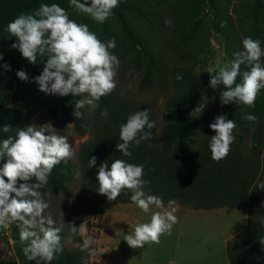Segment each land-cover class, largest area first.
Masks as SVG:
<instances>
[{"label":"trees","instance_id":"1","mask_svg":"<svg viewBox=\"0 0 264 264\" xmlns=\"http://www.w3.org/2000/svg\"><path fill=\"white\" fill-rule=\"evenodd\" d=\"M41 3H57L66 8L69 0H0V38L8 37L6 43L2 42L3 46H0V55H2L0 94L5 90H12L14 86V97L26 99L25 107L28 113L31 112L32 107L41 108L54 121H58L61 115H70L74 129L79 132L88 113V106L80 110L83 112L81 119L74 117L73 110L76 101L83 97L71 93L65 96H52V94L40 91L38 84L33 80L36 77L33 73L34 64L29 63L17 49L11 47L16 42V38L9 36L6 31V26L10 21L27 10L34 11ZM127 8L126 5L124 9ZM150 12L152 10L149 6L148 13ZM179 14L184 13L179 12ZM119 21L121 22L119 28L121 36L129 40L128 44L126 39L118 37L125 46L124 51L127 55H134L143 60L142 85L150 84L153 74L159 70V65L145 39L139 35H133L122 17ZM187 25V21L184 22L182 18L178 31L186 28ZM106 26L107 22L99 23L92 29V32L100 31L106 35ZM244 31L245 37L256 40L257 33L245 29ZM0 40L2 41L3 38ZM230 47L228 46V49L234 53L242 51V39L233 35L230 39ZM42 61L43 59L38 57L37 63L44 64ZM5 63L10 65V70L3 68ZM202 66L198 74H194L191 69L182 68L178 70V73L174 72V83L178 87L175 94L165 103L161 125L153 116L152 111L132 100L112 92L101 98L99 108L93 110V123L90 127L89 138L82 143L78 151L81 180L77 195L63 209L71 227L77 228L74 235L80 247H66L61 242L62 251L57 254V258L51 264H91L92 244L85 247L82 241L78 225L79 216H101L106 209L118 203H133L130 200L131 192L127 189L112 201L97 191L99 187L96 179L98 167L105 161L110 165L116 159L144 165L143 179L150 181L145 191L161 197L166 206L169 201H174V205L189 206L195 209L227 207L246 210L248 213L247 227L228 242L226 247L228 261L229 264H264V245L260 243L264 240V190L257 188L260 154L264 143V89L259 92L253 108L238 103L225 105L226 118L234 120L237 125L233 131L235 140L226 158L215 162L211 158L208 147L210 136L198 141L196 134L200 122L194 109L200 106L202 97L209 89H212L205 79ZM18 70L26 72L27 81H22L16 76ZM247 70H250L248 66L241 65V72ZM177 74H182L183 79L178 81ZM240 79L241 77L238 76L237 83ZM0 107H2L1 102ZM103 109L107 110V119L100 116V111ZM144 109L148 110L149 119L155 121L156 124L151 129L152 138L141 141L138 146L131 147L132 156L125 157L115 147L116 144L122 142L119 138L120 126L126 123L130 114ZM8 111L9 108L6 106L0 109V129L6 124L11 126ZM246 114H253L258 117V120L248 122L241 119ZM11 127L12 130L9 133H3L0 130V140L6 139L9 135L15 137L17 131L13 126ZM242 133L250 135L247 154H244L240 148L239 138ZM92 156L96 157V164L88 168V161ZM4 162L0 160V166ZM71 168L69 161L57 164L49 176L46 188L56 195L71 197L72 194L68 190ZM20 182L18 181V184ZM9 231L21 245L20 264H36V261L27 260L22 252L24 245L20 242L17 224L11 225ZM91 238L95 239L96 236Z\"/></svg>","mask_w":264,"mask_h":264},{"label":"clouds","instance_id":"2","mask_svg":"<svg viewBox=\"0 0 264 264\" xmlns=\"http://www.w3.org/2000/svg\"><path fill=\"white\" fill-rule=\"evenodd\" d=\"M69 4L78 13L102 24L118 7L119 0H90V3L89 0H69ZM224 26L222 23L221 27ZM6 31L16 38L11 47L29 63L36 64L38 57L44 60L42 72L33 78L40 91L83 97L74 105L76 119L83 117L80 110L85 106L93 110L99 108L101 98L115 90V77L120 66L118 57L111 51L116 47L115 39L101 41L87 24L70 19L67 11L57 3H41L34 11L18 15L7 24ZM242 46L243 50L234 54V60L219 66L211 75L209 86L222 89V105L238 103L253 108L259 92L264 89V63L261 62L264 48L260 40L251 37H245ZM241 65L250 70L241 72ZM3 68L10 70V65L5 63ZM16 76L22 81L28 80L23 70H18ZM238 76L241 77L239 83ZM176 79L182 80V74H177ZM203 108L201 105L194 111L200 114ZM100 116L107 119V110H101ZM241 119L256 122L258 117L246 114ZM155 126L147 109L130 114L126 123L120 126L122 142L115 145L116 149L125 157H131L130 148L150 140L151 129ZM236 127V122L224 114L216 116L209 124L215 133L210 136L208 145L213 161L226 158L235 140L233 131ZM0 130L9 133L12 127L6 124ZM53 130L47 123L39 127L29 125L18 129L15 137L9 135L0 140V160L5 161L0 166V228L16 223L20 242L24 245L22 252L27 260L36 261V264H51L62 251L61 228L55 226L50 215L45 216L49 205L39 189L48 183L53 168L66 162L74 153L68 138L54 134ZM95 164L96 157L92 156L88 168ZM143 176L144 165L121 159L113 160L110 165L107 161L101 163L96 173L97 191L106 195L109 201L127 189L131 192L130 200L144 213H149L153 207L158 209L151 211L149 222L137 224L133 232L124 237L131 248L158 244L162 235H171L178 222L175 202L169 201L166 206L161 197L147 193L145 187L150 181ZM18 181L21 182L18 184ZM257 188L264 190V183ZM72 231L75 233L77 228L73 226ZM91 242L92 238L88 237L85 247ZM260 243L264 245V240Z\"/></svg>","mask_w":264,"mask_h":264},{"label":"rangeland","instance_id":"3","mask_svg":"<svg viewBox=\"0 0 264 264\" xmlns=\"http://www.w3.org/2000/svg\"><path fill=\"white\" fill-rule=\"evenodd\" d=\"M126 5L128 8L124 9ZM149 6L152 10L150 13H148ZM64 9L70 19L87 24L90 31L99 24L90 17L78 13L69 4H66ZM32 11L30 9L24 13ZM179 12L184 14L181 15ZM121 17L133 35L145 39L159 65V70L153 74L150 84L142 85L143 60L134 55H127L123 42L118 38L121 36L119 29ZM182 18L188 25L178 31ZM105 22H107L106 35L100 31L95 33L103 42L115 39L116 47L111 51L120 61L115 77L116 88L112 93L147 107L160 125L163 122L165 103L175 94L178 87L174 83V72L178 73L182 68L191 69L194 74H198L204 63L202 67H204L205 79L209 82L211 75L215 74L219 66L235 59V53L228 49L230 39L236 35L243 40L244 29L257 33L256 40H260L261 47L264 48V0H119L118 7L113 9L112 15ZM222 23L225 24L224 27H221ZM121 37L129 44L126 37ZM2 38L0 46H3L2 42L5 44L6 39L8 40L7 36ZM261 62L264 63V58ZM43 66L41 62L34 64L33 73L38 76ZM14 88L13 86L12 90H5L0 94L2 104L0 109L4 106L9 108L11 126L17 131L29 125L39 127L47 123L54 128V134L66 136L71 145L74 155L67 161L72 165L68 185L72 196L56 195L46 186L39 191L49 205L45 210V216L50 215L55 221V226L61 228L62 244L66 247H80L63 209L77 195L81 180L78 151L82 143L89 138L93 109L88 106L85 121L78 132L73 127L70 115H61L58 121H54L41 108L32 107L31 112L28 113L25 107L26 99L15 98ZM221 90L209 89L202 97L200 104V106L204 105L202 113L195 112L200 122L196 133L198 141L215 134L209 128V124L216 116L221 114L226 116L225 105L220 102ZM56 95L58 94H52V96ZM239 143L242 152L247 154L250 135L242 133ZM260 155L258 185L264 183V143ZM151 211L144 213L134 203H118L106 209L101 216H79L78 225L83 243L85 244L88 237L96 236L90 243L92 244L90 263L101 264V248L105 246L104 250H107L112 246L114 249L111 257L115 258L114 264H226L223 247L232 239L228 240V235L234 231L237 224L235 220L223 224L217 215L216 217L211 215L183 217L175 214L178 222L173 226L171 235H162L158 244L150 243L141 248L129 247L124 237L131 234L137 224L149 222ZM117 212L129 214L131 218L127 223L121 224L119 214L115 215ZM228 212L232 211L228 210ZM114 221V225L110 226ZM14 224L16 223L12 225ZM9 228L10 226L0 228V264H20L21 245L12 237Z\"/></svg>","mask_w":264,"mask_h":264},{"label":"crops","instance_id":"4","mask_svg":"<svg viewBox=\"0 0 264 264\" xmlns=\"http://www.w3.org/2000/svg\"><path fill=\"white\" fill-rule=\"evenodd\" d=\"M175 207L177 208V211L175 214H180L183 217H194L197 215H203V216L211 215V216L216 217L217 215V217L222 221L223 224L225 222L229 223V221L233 222V220H235L237 225L234 227V231L229 233L228 240L237 236L239 233L245 230L248 224V213L246 210L231 209L227 207L214 208V209H195V208H191L189 206H183V205H175ZM152 210H158V209L153 207ZM228 210H231L232 212H228ZM119 213L120 212H117L115 213V215L117 216V214ZM130 218L131 217L129 216L126 219V221H121V224L127 223L128 219ZM113 225L114 224L110 226H113ZM226 247H227V244H224V247H223L224 256L226 258V264H229ZM104 248L105 246L101 248L102 249L101 250V254H102L101 264H114L115 258L111 257V253L113 252L114 248L112 246H110L107 250H104Z\"/></svg>","mask_w":264,"mask_h":264},{"label":"bare ground","instance_id":"5","mask_svg":"<svg viewBox=\"0 0 264 264\" xmlns=\"http://www.w3.org/2000/svg\"><path fill=\"white\" fill-rule=\"evenodd\" d=\"M118 216H119L121 221H126V219L129 217V214L122 213V214H119ZM114 223H115V221L113 223H110V225H112Z\"/></svg>","mask_w":264,"mask_h":264}]
</instances>
